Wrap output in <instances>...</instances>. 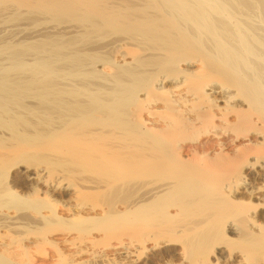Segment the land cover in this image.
Segmentation results:
<instances>
[{
  "label": "bare ground",
  "instance_id": "bare-ground-1",
  "mask_svg": "<svg viewBox=\"0 0 264 264\" xmlns=\"http://www.w3.org/2000/svg\"><path fill=\"white\" fill-rule=\"evenodd\" d=\"M126 4L129 6L127 11L124 9ZM141 7L142 12L137 14L134 0H0V23L7 15L72 18L88 24L83 27L87 37L109 28L117 20L121 22L120 30L130 32L132 38L128 39L133 41L120 40L119 46L131 44L143 53L157 51L160 53L158 59L164 62H177L188 53H197L184 57V62H181L185 68L183 73H191L199 64V71L206 69L211 74H217L223 82L207 81L195 94H191L183 89L184 76L173 79L158 77L156 88L172 94L169 105L184 119L180 127L172 119L150 117L145 122V129L153 131L163 132L174 127L172 136L167 138L164 135L161 141L173 146L172 154H180L184 159L180 164L155 163L151 158L140 157L135 160L119 159V163L113 162L121 170L108 171V177H104L116 188L135 184L138 191L137 198L132 201L119 199L120 207L114 206V212H110L113 211L110 207L102 209L103 217L111 216L121 226L130 224V229L136 232L152 230L142 244L128 236L117 238L111 244L112 255L118 257L117 264H264V0H145ZM3 21L0 24L2 29L6 23L3 25ZM74 43L76 41H70L58 47L54 43L43 42L27 47L20 45L19 48L32 50L36 65L33 71L26 70L29 67L25 63L26 54L16 53L10 56V60L18 62L15 70L19 79L13 81L9 78L7 72L14 71L12 67L0 71V123H3L1 114L7 112V106L14 98L39 97L48 101L51 99L50 102L58 98L54 93V78L43 77H57L59 73L63 76L75 74L76 69L66 64L72 59L67 50L73 49ZM12 48L16 47H3L0 56ZM129 59L125 53L120 55L121 62ZM63 61L64 64L60 65ZM27 75L31 77H25ZM139 78L135 73L133 82L138 83ZM19 81H25L28 87L17 88L24 85ZM40 82L43 93L37 88ZM116 84L118 93L115 97L120 100L139 94L138 91L133 94L132 90L128 93L126 87L129 81L124 77L120 76ZM201 96L227 107V118L210 115L212 110L207 107L200 109L206 116L195 114L193 105ZM63 105L64 102L60 101L59 107ZM117 105L119 103L116 102L109 104L113 115L105 121L98 117L95 120L107 126L116 124L120 115ZM102 106L101 100L86 104V124L90 126L92 123L90 115L91 118L94 114L97 116L99 109L94 108ZM34 109L37 111L38 107ZM149 114L152 115V112ZM216 117L219 118V125L214 123ZM11 125L15 131L18 123L14 121ZM104 128L101 126L98 129ZM200 136L205 138L198 139ZM110 164L113 163H107ZM134 164H137L136 169H133ZM142 165L151 168L159 166L160 169L172 165L174 170L168 176H159L160 182L151 183L152 177L142 171ZM42 173L41 169L22 168L14 180L18 178L21 182L29 179L38 184ZM219 174H230L233 178L215 186ZM212 177H215L213 187L208 181ZM88 183L98 191L106 188L103 183ZM62 192L68 193V189L64 187ZM68 203L75 209V217L89 218L90 213L95 211L94 207L76 205L72 198ZM244 205L245 208L242 207ZM172 223L175 230L169 234L162 227ZM223 230L231 238L226 243L213 245L211 256L207 248L212 247ZM63 242L70 250L67 255L70 263L82 255L86 256V247L91 250L90 246L96 245L86 235L71 238L70 234L62 239ZM0 246L2 258L4 254L10 258L17 257L16 249L9 248L1 240ZM98 250L90 252L94 262H114V258ZM257 251H261L260 256ZM141 252L145 255L142 256Z\"/></svg>",
  "mask_w": 264,
  "mask_h": 264
},
{
  "label": "rangeland",
  "instance_id": "rangeland-1",
  "mask_svg": "<svg viewBox=\"0 0 264 264\" xmlns=\"http://www.w3.org/2000/svg\"><path fill=\"white\" fill-rule=\"evenodd\" d=\"M144 1L134 0V10L137 14L142 12L141 6L144 5ZM127 7L129 8L126 4L124 9L126 10ZM6 17L4 21L1 20L3 25L6 23L3 29L2 25L0 27V30H3L0 31V50L9 46L16 48L0 56V71L12 67L14 71L7 72L9 78L13 81L19 79L15 70L18 62L10 60V56L16 53L26 54L25 63L29 66L26 70H34L36 63L32 57V50L22 46L37 42L54 43L58 47L76 41L75 47L67 50L72 59L67 60L66 63L76 71L73 76H63V73H59L57 77L41 76L54 78L53 83L56 84L54 93L58 96L53 100L54 102L39 97L14 98L8 104L7 112L1 114L3 123H0V240L9 248L16 249L17 257L10 258L4 254V258L0 256V264H104L94 262L90 257L91 250L98 249V251L103 250V255L114 258L113 263L117 264L119 259L115 254V257L112 255L114 252L111 250L117 238L128 236L127 238L142 244L152 230L143 229L136 232L130 229V224L121 226L113 217H103L102 209L108 210L110 207V210H113L114 206L119 208V199L132 201L137 198L138 191L135 184L123 189L116 188L104 177H108V171L111 173L112 170H121L117 164L120 162L119 159L135 160L140 157L151 158L155 163L165 161V163L178 164L184 159L180 154L179 156L172 154L173 146L169 143L165 145L167 142L161 141L164 135L167 138L172 136L174 127L163 132L145 129L147 125L145 122L150 117L172 119L177 127L181 126L184 119L179 113H174L169 105L172 94L169 91L158 90L155 80L164 76L170 79L184 76L183 89L191 94H195L207 81L216 83L223 81L217 74H211L206 69L204 72L199 71V68L201 69L199 64L191 70L193 73H183L185 68L181 62H184L187 56L198 55L197 53H188L185 58L181 57L177 62H164L158 59L160 53L157 51L143 53L138 48L130 46L131 44L128 46L120 44L121 48L118 43L120 40L124 39L125 42L131 43L133 41L130 40L132 38L130 32H122L121 22L114 19L109 28L105 27L104 30L101 29L92 36L86 37L83 27L88 24L78 19H51L43 15ZM72 26L80 27V30L70 28ZM20 45L22 49L19 48ZM122 53L127 54L130 59L121 62ZM62 64L64 61L60 65ZM73 64H76V67H73ZM135 73L140 77L138 83L133 82L132 79ZM120 76L129 81L126 87L128 93L131 90L133 94L139 92L138 96H127L121 100L115 97L118 93L115 90L118 88L116 82ZM19 83L24 85L17 88L28 87L25 81ZM42 87L41 82L37 84V88L43 93ZM90 94L93 96H89ZM100 100L103 106L94 108L99 110L96 111L97 116L94 114L91 118L90 115L92 123L89 126L86 124V104L97 103ZM60 101L64 102L61 107H59ZM211 101L209 97L201 96L193 105L195 114L206 116L201 110L207 107L212 110L210 115L215 114L214 116H222V118L228 116L227 107ZM114 102L119 103L117 107L120 115L116 124L110 123L109 127L95 120V117H98L105 121L112 116L113 110L109 104ZM36 106L37 111L34 109ZM218 107L222 109L219 110ZM149 112H152V115ZM217 117L214 123L219 125ZM14 121L18 123L15 131L12 130L11 125ZM101 126L106 128L98 129ZM107 163L113 164L107 165ZM136 165H133V169L137 168ZM22 168L43 170L44 173L41 174L38 184H34L29 179L21 182L18 178L14 180V176L18 175ZM141 169L152 177L151 183L160 182L159 176H168L174 170L172 165H168L165 169L142 165ZM232 178L233 175L230 174H219L216 179L212 177L208 181L213 187L214 179L216 186L218 183L223 185ZM88 182L103 183L106 188L98 191L91 188ZM62 187L67 188L72 196L62 192ZM71 198L76 205L86 206L85 208L94 207L95 211L90 213L89 218L75 217L76 211L68 203ZM242 207L245 208V205ZM248 208L251 210V206L248 205ZM162 228H165L164 230L169 234L175 230L173 223L165 224ZM70 234L71 238L76 235H86V238H90L97 246H90L91 250L86 247V250L88 249L86 256L82 255L75 262L70 263L67 256L70 250L63 245L64 242L61 243L62 239ZM228 238L231 236L223 230L212 243V247L210 245V248H207L208 253L212 256L213 245L226 243ZM257 253L261 255V251ZM141 255L144 256V252H141Z\"/></svg>",
  "mask_w": 264,
  "mask_h": 264
}]
</instances>
